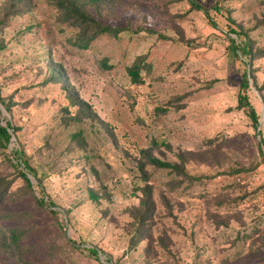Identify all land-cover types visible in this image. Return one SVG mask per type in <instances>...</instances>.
Here are the masks:
<instances>
[{"label": "rangeland", "instance_id": "obj_1", "mask_svg": "<svg viewBox=\"0 0 264 264\" xmlns=\"http://www.w3.org/2000/svg\"><path fill=\"white\" fill-rule=\"evenodd\" d=\"M31 1L28 13L10 16L11 2L0 0V97L12 104L11 115L0 104V124L19 129L0 148V179H14L0 201V228L25 231L24 257L39 264H264V0H197L215 25L188 0H109L103 22L121 31L87 50L70 44L76 30L47 0ZM230 26L248 31L251 57L234 54L231 38L239 40ZM137 57L140 84L127 73ZM55 65L98 121L65 122L62 84L48 81ZM245 68L254 77L247 95L256 128L235 108ZM19 146L42 178V194L35 187L29 194L4 154ZM147 148L172 161L193 150L204 161L187 164L190 177L146 166L145 182L137 159ZM144 185L155 208L151 238L133 247ZM0 264L20 263L0 245Z\"/></svg>", "mask_w": 264, "mask_h": 264}, {"label": "trees", "instance_id": "obj_2", "mask_svg": "<svg viewBox=\"0 0 264 264\" xmlns=\"http://www.w3.org/2000/svg\"><path fill=\"white\" fill-rule=\"evenodd\" d=\"M10 4V16L23 15L29 12V6L32 5L31 0H9ZM51 6L55 9L59 20L76 30V35L70 39V44L78 50H87L96 41L103 37L116 38L121 31V28L113 25L106 24L103 22L102 10L105 9L109 0H47ZM192 9L202 11L209 19L212 25H215L214 21L209 17L208 9L199 3L197 0H188ZM216 11H220L221 5L219 1L214 4ZM233 22L231 18H229ZM0 24H4L0 21ZM264 25V21L261 23ZM256 28V27H252ZM231 34H234L238 38V43L234 38H231V47L234 54L240 59L245 60L248 56H252V47L250 46V37L248 31L241 28V26L229 27ZM107 58L101 60L102 64L106 67H110L107 64ZM142 57H137L128 67L127 73L130 76V82L134 84H140L142 82L140 72L143 67L141 63ZM253 75H249L247 68L243 70L241 74V83L239 86V91L237 93V104L236 109H242L248 118L251 120L253 127H257L258 115L250 103L247 95V90L250 88V81H253ZM53 82H60L62 88L65 92V97L68 100V104L62 109V117L67 123H80L83 120H88L90 122L98 121L97 114L92 110L90 104L78 96L73 90L68 86L65 79V72L61 65H55L51 67L50 80ZM0 104L3 106L5 111L12 114V104L11 100H5L0 97ZM18 127H14L10 120H5V124H0V148L6 150V148L11 144V138L13 134L15 135L18 131ZM261 132L259 131V134ZM75 140H81L79 133L73 135ZM211 143V139L208 140ZM207 143V142H206ZM260 143L264 145V141L260 140ZM264 147V146H263ZM262 150V149H260ZM12 157L7 153H4L7 160L15 168L17 175L23 179L25 186L29 194L33 193V187H35L39 194H42V178L38 175L37 170L33 167L32 163L29 161L30 157L26 155L22 147H13L10 151ZM140 157L137 159V169L142 175V180L147 181L149 173L146 170V166H151L154 169H164L169 172L176 173L177 175L190 177L186 166L190 162H203V156L200 152L193 150H181L176 153V159L169 160L166 158H161L155 155L150 148L141 149L139 151ZM262 155V151H261ZM263 161H264V156ZM244 169L238 168L232 170V172H240ZM233 173V174H236ZM16 178V177H15ZM36 182L35 185L32 183V179ZM14 179L6 181V179H0V201L7 195L9 187L11 188V183ZM147 184V183H146ZM34 185V186H33ZM144 190L145 197L141 200V208L138 209L134 214L135 225L134 233L131 238L130 246H135L138 242L146 238V234L149 232L151 222L155 208L152 201V191L151 187L144 185L142 187ZM38 202L40 204H45L44 195H40ZM90 198L97 200L98 196L94 192H90ZM50 206H55L53 202L49 203ZM52 212H55L54 210ZM0 240H3L0 245L2 251L7 252L12 256H17L20 264H39L37 262H32L27 260L21 249L23 247L21 240L25 235V231L21 227H8L0 228ZM150 233H148L149 235ZM150 237V236H147ZM151 238V237H150ZM88 250L95 255L97 254V249L88 248ZM104 264H109V259Z\"/></svg>", "mask_w": 264, "mask_h": 264}]
</instances>
